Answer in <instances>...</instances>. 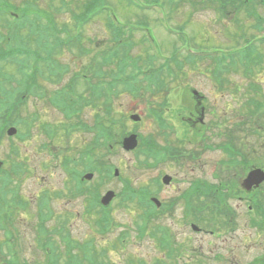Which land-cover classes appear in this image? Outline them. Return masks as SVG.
<instances>
[{"label": "rangeland", "instance_id": "1", "mask_svg": "<svg viewBox=\"0 0 264 264\" xmlns=\"http://www.w3.org/2000/svg\"><path fill=\"white\" fill-rule=\"evenodd\" d=\"M11 1L17 5L24 2V0ZM134 1L138 2V6L124 0H107V3L123 22L142 21L147 24L166 56L175 50H178L181 58L186 59L185 55H187L182 39L180 40L178 35H172L165 28L166 25L173 30H183V35L188 38L192 52L200 50L205 53L210 52L212 56L219 55L220 51V55H224L234 46L233 49L244 46L246 41L241 39L239 42V37H237L242 36L244 32L247 34L246 37L264 35V30L254 27L256 19L247 15L248 10L255 6L257 14L263 17L262 21H264V1L262 0ZM62 2L63 0H38L33 4H35V11L43 9L59 21L63 28L68 25L69 30L72 28V33L76 31L70 45L64 46L59 56V60L63 63L62 72L64 71V74L56 77L50 73L39 74L40 84L47 88L40 89L41 91L37 90L34 85H27L32 88V91H25L26 95L20 100V106L17 105L14 108L15 115L12 113L7 118L9 123L14 124L19 120L17 125L20 132L19 137H8L7 128L1 138L0 159L4 161L2 167L5 171L2 175L3 179L5 178V185L0 184L8 190V194L15 192L14 194L17 195L18 193L25 202H28L27 209L17 208L15 222L11 227L12 238L16 246L13 247V251L18 262L40 264L42 251L37 244L41 235L36 214L38 205L44 197L49 198L48 208L53 216L47 221V225L53 239H59L56 241L57 245L61 244L60 240L65 232L73 237L74 243L79 240L89 245L91 243L89 240L95 238V244L98 247L96 246L97 251H92V254L96 255L98 252L103 257L102 253L108 252V257L106 255L104 257H107L112 264H156L157 260L165 264H251L255 258L264 256V230L257 231L250 225L251 215L246 211V206H239L240 203L233 200L230 202L233 207L232 214L223 215L211 201H207L203 196L198 197L193 216L195 220H198L196 222L204 227L203 229L207 227L217 231L209 234L192 231L187 226L184 216L185 205L183 207L181 201L176 199V195L182 193L192 179L219 180L221 174L222 178L231 184L229 186L241 192V186L237 181L243 180L246 172L238 167L216 166V161L223 158V155L227 156L223 152L221 154V151L205 152L201 155V159L196 160L177 157L157 168L140 166L139 157L134 152L125 151L119 142L129 133L137 132L144 136L153 134L160 143H164L163 135L160 134L158 123L150 116H146V106L147 108L149 106L124 92L114 101V112L119 121L115 123L111 131V150L108 152L102 146L92 149L95 164L105 169L109 167V172L108 174L96 172L90 181L82 182L85 186L91 185L92 189L95 188L94 185H97L102 194L108 189H113L119 194L124 191L123 185L125 184L136 188L146 187L154 193L158 191L157 195L166 204L173 203L170 207L162 206L157 217L149 221L148 232L141 236L139 226L143 221L140 217L143 209L138 206L140 205L138 202L123 203L121 196H118L114 199L112 208L109 209L111 228L103 234L100 233L95 224L102 214L100 206L90 210L88 194L75 195L73 193L76 182L72 176L74 171L70 169L75 166L79 171H87L78 160L82 155L80 152L88 151L87 148L91 149L88 145H92V134L95 133L92 130H86L85 126L93 129L96 123H99L97 114L101 116L105 114L103 99L99 101V110L96 102L87 103L88 101L82 98L83 95L86 98L90 96L85 92L90 88L86 85L84 87L87 82L81 77L86 74L97 81L93 76V72L97 70L94 69L96 66L94 50L96 47L101 48L112 36L107 28V17L104 12L84 24L82 32L89 50L84 55L78 45L79 29L76 24L73 25L72 15L81 10L85 0H65V6ZM153 2L159 4L160 8L164 7L165 10L156 11V6L152 5ZM241 3L245 5L242 6ZM1 33H5V30ZM66 36L69 39V36ZM143 37L142 31L135 32L133 37L135 47L132 53L138 56L157 53L159 50L148 45ZM49 41L53 43L52 38H49ZM256 44L264 56V42H256ZM59 48L54 47V54H59ZM45 59L34 58L32 65L38 69H47ZM161 63L159 61L156 65ZM10 65L5 64L4 72L12 74L15 80H18L20 78L18 70ZM212 65L211 59L200 58L190 65L186 64L176 78H167L169 86L173 87L169 97L172 103L169 111L172 119L170 124L175 127L177 125L180 133L186 132L185 136L177 133L171 135V142L174 147L183 144L187 149L185 153L187 156L194 151V145L197 143L194 131L185 123L186 121L183 122L195 107L196 100L192 89H197L204 97L202 105L206 108V121L217 124L214 130L217 133L215 138L217 143L223 139L221 134L224 133V129L239 128L236 115L240 113V104L249 99L247 91L249 84L260 83L263 87L260 98L264 99V59L251 79L243 77L239 72L231 71L226 75L227 80L230 81V87L226 86L222 90L214 85V81L206 71ZM5 86L8 89L18 88L16 83L10 81V78L7 79ZM20 87L19 90L23 92L25 90L22 89L23 85ZM59 88L64 91L65 101L74 100L76 102L77 100L83 102V105L77 102V105L73 106L74 112L69 114L62 112L50 102ZM45 94L47 96H44ZM155 100L156 103L161 101V95H157ZM212 111L219 118L216 122L209 121V118L212 119L211 116H215ZM133 113L141 114L142 120L139 122L131 120L130 115ZM245 113L248 114L247 110ZM31 119L33 122L29 121ZM27 122L28 124H25ZM77 124L80 126L82 124V127H77ZM198 127L199 124L195 126V128ZM245 130L244 127L243 131ZM180 136L186 138L184 143L174 141ZM228 136L238 140L244 151H253L249 148L253 145L252 142H248L249 146L243 144L245 142L244 133V141L239 140L241 134L237 135L236 132L229 131ZM254 143L255 154H250L248 161L263 168L264 137L260 136ZM198 147L195 146V150H198ZM216 158L218 159L214 162ZM110 164L114 165V168H120V176H114V169L110 167ZM12 166L18 169L17 173L11 174ZM215 172L220 175L214 177ZM164 173L173 176V185L159 186L156 184L157 179H160ZM149 185L151 186L148 187ZM260 187L258 204L262 200L264 202V183ZM241 193L245 194V191ZM58 225H62L61 228L57 227ZM157 226L170 229L174 242L179 246L178 257H176L174 248L159 246L158 237L152 235L157 231ZM4 238L3 231L0 230V240ZM8 250L5 246L4 253H8ZM256 264H264V258Z\"/></svg>", "mask_w": 264, "mask_h": 264}, {"label": "flooded vegetation", "instance_id": "2", "mask_svg": "<svg viewBox=\"0 0 264 264\" xmlns=\"http://www.w3.org/2000/svg\"><path fill=\"white\" fill-rule=\"evenodd\" d=\"M207 73L210 74V78L214 81V85L218 88V89H223L226 86V83L223 79L222 84L220 85V81H217V76L215 75V69H208ZM249 99L247 100V102H243L241 103V108H240V113L239 115H236V117H238L237 122H238V129H234V128H226L224 129V133L221 134L223 136V139L220 141V143H217L215 141V138L217 137V133L215 130V127H217V124L214 123H208L206 121V117H207V113H206V108L204 106H200V104L198 106L195 107V109L189 114V116L187 117V120L189 121V125H190V129H192V131H194V133H201L203 132L204 134V140H203V144L202 145H197L198 150H195L194 147V153L191 156V158L193 157V160H196L197 158L201 159V155L205 152H210V151H221L220 153L222 154V152L227 155L228 151L225 150V148L229 149V150H234L236 153V157H235V165L231 166L227 163V156L223 155V158H220V160L216 161L218 158H216L214 160V162L216 161V166L222 165L223 167H234V168H242V170H244V172H246V175L244 177L243 180H241L240 182L237 181V183H239V185L241 186L240 190L241 192L244 190V193H241L239 190L237 189H233L230 183H228L226 181V179L222 178L223 175L221 174V179L223 181V185L222 188H225V191H227L228 188L234 190L236 193L235 194H228L226 195L225 198L224 195H221V197H218L217 193H209V194H205V195H191L190 197H202L204 199H206L207 201H218L220 199H222V203L223 206L225 208V214H227L226 212V207H227V202L228 199H230V201H238L240 204L239 206H246V211L248 213H250L252 215V219L254 214L257 215L258 210L260 207L264 208V205H260L258 204L259 202V198L258 195L255 193V191L257 189H254L253 187L251 189H249V187L245 188L243 187V183L245 178L247 177L248 173L250 170H252L255 167H258L254 164L251 163V161H248L249 155L250 154H255L254 152V141H256V139H259V133H258V129L260 124V120L263 121L262 126L264 127V115H260L259 114V108H258V102L256 99H254L253 95H250L248 93ZM197 101V100H196ZM251 109L249 111V107L251 106ZM246 110L248 111V114L245 113V107ZM212 114L215 116H211V118H209L210 120H213L214 122H216L219 118L217 116V114H215L214 111H212ZM201 117L203 119H201ZM210 117V116H209ZM199 124L198 128H195V126ZM244 127L246 128L245 131ZM235 130V131H234ZM232 131L233 133L236 132L237 135L241 134V138L239 136V140L240 141H244V137H243V133L245 134V142H243V144L245 146H249L248 142H252V146H250L249 148L252 149L253 151L250 152H246L243 150V148L239 145L238 140H234L233 137H229L228 136V132ZM252 147V148H251ZM245 155L247 157H245ZM213 162V164H214ZM264 168V167H263ZM233 170V169H231ZM219 189H216L215 191H218ZM180 197H182L181 195H176V199H180ZM246 202V203H245ZM258 208V209H257ZM161 211V210H160ZM251 220V223L253 226V228L257 231H261L264 230V227H260L258 224L257 220ZM256 221V222H255ZM191 223V222H190ZM201 227L200 231L198 232H205V233H209V234H213L214 232H216L215 230L209 229V228H205ZM261 259L263 258H258L257 262H259ZM190 264V263H189Z\"/></svg>", "mask_w": 264, "mask_h": 264}, {"label": "trees", "instance_id": "3", "mask_svg": "<svg viewBox=\"0 0 264 264\" xmlns=\"http://www.w3.org/2000/svg\"><path fill=\"white\" fill-rule=\"evenodd\" d=\"M105 4H106V0H90L89 2L85 3V5L82 8V24L85 23L88 19L92 18L95 15L97 10H99L100 12L103 11ZM109 24H110L111 28H113L111 41L109 40V44H110L111 48H108V46L106 47V49H109V50L104 52L105 56L102 55L103 61L100 62L101 58L98 59V58H96V56L94 59L96 64L99 63V65H96L94 67V69H100L99 71H94V72H97L98 78H99L98 82H97L98 89H97V91L94 92V95H96L99 98L102 97L105 99H109L110 91L113 90L114 88L116 89L119 82H125L126 75H127V68L129 66V64L134 65L138 61L137 59H135L136 57H133L129 54L130 48L129 49L125 48L126 46L124 44L126 42L124 41V39L121 36V34H124L123 26H114L111 22ZM133 31H134V29H133V27H131L130 28L131 35H132ZM69 37H71V38L67 39V41H70L74 36L71 34ZM131 43H133V42H131ZM44 45L47 48L46 43H44ZM68 45H70V43ZM21 48L26 50V53L29 55V51H30L29 49H31L30 47H28L26 44H22ZM14 50H15L14 48H12L10 50V55L13 53ZM83 50H84V44H83ZM54 52H55V49L53 50V53L51 54L50 60L48 61L49 64H47V66H46L47 69H37L35 71L33 70L34 72H30V73L25 74V77H26L25 79L27 82L38 83L39 79L37 80V77L39 74H41V73H43V75L45 73L54 74L56 72L55 69H58V68L61 69L58 65H56L54 63V60H56V59L59 60L58 56H55ZM62 52H63V49L59 50V55ZM138 58L142 59L141 56ZM20 61L25 63L28 61V57L26 55H24V57L21 58ZM106 65H108V66H106ZM21 68L22 69H29L28 66H22ZM149 74L151 76V79L154 81L156 76H157L156 73L153 70H151V71H149ZM22 82H24L22 84L23 85L22 89H25L26 86L28 85V83L25 81H22ZM107 102H108L107 100L104 101V106H107L106 114L104 115V118H99V126L97 128V132H96V136H95L94 141H95V143L100 145L99 148H101V146H102L108 150V147L111 143L110 142L111 141V131L114 128L116 121L112 118V116L114 114H112V109L108 107L109 105L107 104ZM73 104H75V102L70 101L69 103H66L63 100L62 106L64 108H66L67 114L75 111V109L73 108V106H74ZM87 149H88V151L93 152V150H91L89 148H87ZM6 229L7 228H5L4 231ZM44 234L47 235V233L45 231H44ZM9 235H10V231L6 230L5 236L9 237ZM41 235H43L42 231H41ZM48 244L51 245V243H48ZM88 246L93 248V245L90 246V244H89ZM0 249L3 250L2 245H0ZM1 250H0V256L3 255ZM87 252L83 253L84 258H87ZM46 258H47V264H48V256L47 255H46ZM54 259L55 258H51L52 261ZM99 260L94 261V264H98ZM99 263L104 264L103 261L99 262Z\"/></svg>", "mask_w": 264, "mask_h": 264}, {"label": "water", "instance_id": "4", "mask_svg": "<svg viewBox=\"0 0 264 264\" xmlns=\"http://www.w3.org/2000/svg\"><path fill=\"white\" fill-rule=\"evenodd\" d=\"M133 118H137V116H134ZM137 144L136 136L132 135L125 139L124 145L125 148L130 149L135 147ZM89 178L91 175L88 176ZM169 179V178H168ZM264 179V172L261 169L254 170L250 173L248 179L246 180L248 184L252 185L253 182L259 183ZM113 192L107 193V195L104 197V202H109L112 198Z\"/></svg>", "mask_w": 264, "mask_h": 264}]
</instances>
